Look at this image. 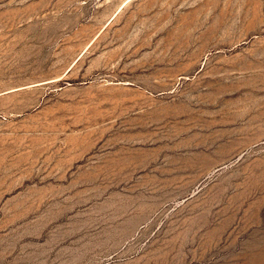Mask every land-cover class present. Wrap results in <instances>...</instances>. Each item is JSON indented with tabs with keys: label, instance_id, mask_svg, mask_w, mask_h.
Segmentation results:
<instances>
[{
	"label": "rangeland",
	"instance_id": "rangeland-1",
	"mask_svg": "<svg viewBox=\"0 0 264 264\" xmlns=\"http://www.w3.org/2000/svg\"><path fill=\"white\" fill-rule=\"evenodd\" d=\"M0 0V264H264V0Z\"/></svg>",
	"mask_w": 264,
	"mask_h": 264
},
{
	"label": "crops",
	"instance_id": "crops-1",
	"mask_svg": "<svg viewBox=\"0 0 264 264\" xmlns=\"http://www.w3.org/2000/svg\"><path fill=\"white\" fill-rule=\"evenodd\" d=\"M126 1H127V0L122 1V2L118 5V7H119L122 3L126 2Z\"/></svg>",
	"mask_w": 264,
	"mask_h": 264
}]
</instances>
